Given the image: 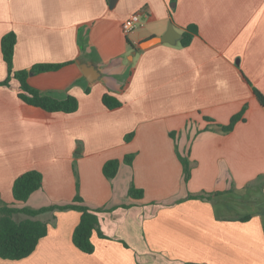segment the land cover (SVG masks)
Segmentation results:
<instances>
[{"label":"crops","instance_id":"obj_1","mask_svg":"<svg viewBox=\"0 0 264 264\" xmlns=\"http://www.w3.org/2000/svg\"><path fill=\"white\" fill-rule=\"evenodd\" d=\"M135 13L140 25L125 36L121 24ZM190 25L197 35L182 47ZM170 27L180 36L172 44L138 48ZM9 32L13 70L78 108L24 104L17 80L1 85L0 50V207H59L78 195L104 238L94 232L93 253L80 252V212L54 209L31 218L47 223L33 253L0 264H264V105L254 93L264 97V0H0V41ZM43 64L62 66L30 72ZM104 95L121 107L107 109ZM179 156L190 163L186 183ZM109 160L120 161L112 180L102 174ZM28 171L42 187L15 203L13 182ZM131 187L143 197L130 199ZM250 190L260 194L256 213L226 199Z\"/></svg>","mask_w":264,"mask_h":264},{"label":"trees","instance_id":"obj_2","mask_svg":"<svg viewBox=\"0 0 264 264\" xmlns=\"http://www.w3.org/2000/svg\"><path fill=\"white\" fill-rule=\"evenodd\" d=\"M197 35V27L195 25L188 26L182 33L180 44L182 47H187L192 41L193 36ZM16 45V36L13 32L4 35L0 41V50L2 60L6 65L7 79L1 85H7L10 78L18 81L20 93L19 99L26 105L40 108L48 113H74L78 108L76 98L72 96H65L64 98H56L51 95H44L39 93L34 88H31L26 80L28 72L13 70V56ZM61 64H43L35 65L30 72L42 73L53 72L58 70ZM88 92V90H87ZM255 96L261 105H264V97L257 90H254ZM103 105L109 109H117L121 107V103L115 98L104 95L102 97ZM244 110L234 115L228 125L220 126L222 132H230L233 126L242 120ZM128 138H131L129 135ZM133 155H127L123 158L125 164L132 163ZM179 161L182 165L183 180L188 182L191 174L190 163L187 158L179 156ZM119 160H109L102 167L103 176L112 180L119 169ZM42 187V175L37 171H28L17 177L12 185V197L15 203H25L30 195L38 191ZM222 193H212L205 195L189 196L191 199L210 200L212 197ZM128 197L133 200H139L143 197V191L131 187L128 191ZM58 210H76L80 212V220L75 227L72 234V243L80 252L91 254L94 251V246L91 242V237L94 232L99 237L104 238L99 230L98 218L96 211L90 210L83 204V200L77 195L71 204L59 207H47L38 210L15 209L6 205L0 207V259L18 261L28 257L35 248L40 239L47 235V223L39 220H33L36 216L52 211ZM23 213L28 216L26 220L16 221L14 215ZM248 219L244 217L243 220Z\"/></svg>","mask_w":264,"mask_h":264},{"label":"rangeland","instance_id":"obj_3","mask_svg":"<svg viewBox=\"0 0 264 264\" xmlns=\"http://www.w3.org/2000/svg\"><path fill=\"white\" fill-rule=\"evenodd\" d=\"M259 196L260 194L258 191L250 190L240 194H233L226 199L230 201V204L242 206V209L244 208L243 210L247 213H256L261 208V206L258 207V201L260 200ZM110 227L111 226L107 223V228L109 229Z\"/></svg>","mask_w":264,"mask_h":264},{"label":"water","instance_id":"obj_4","mask_svg":"<svg viewBox=\"0 0 264 264\" xmlns=\"http://www.w3.org/2000/svg\"><path fill=\"white\" fill-rule=\"evenodd\" d=\"M180 36L175 33L172 27L169 28L168 33L165 36H162L160 38H154L150 39L148 41H145L138 45L139 49H147L153 45L160 44V43H170L172 44L175 39H178ZM90 81H93L92 79H89Z\"/></svg>","mask_w":264,"mask_h":264},{"label":"built area","instance_id":"obj_5","mask_svg":"<svg viewBox=\"0 0 264 264\" xmlns=\"http://www.w3.org/2000/svg\"><path fill=\"white\" fill-rule=\"evenodd\" d=\"M138 25H140V15L138 13L130 15L121 24L123 35L127 36L132 33Z\"/></svg>","mask_w":264,"mask_h":264}]
</instances>
